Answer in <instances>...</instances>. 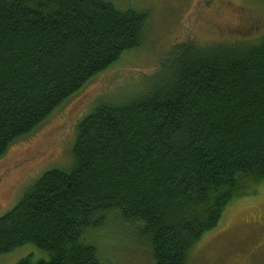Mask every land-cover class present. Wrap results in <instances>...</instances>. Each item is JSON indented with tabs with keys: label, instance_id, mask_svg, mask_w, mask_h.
Masks as SVG:
<instances>
[{
	"label": "trees",
	"instance_id": "1",
	"mask_svg": "<svg viewBox=\"0 0 264 264\" xmlns=\"http://www.w3.org/2000/svg\"><path fill=\"white\" fill-rule=\"evenodd\" d=\"M148 19L107 0H0V157L139 49ZM257 40L176 43L139 94L93 106L76 125L72 167L44 172L0 216V255L32 244L48 257L14 264H100L86 234L115 214L154 264H187L227 205L264 182Z\"/></svg>",
	"mask_w": 264,
	"mask_h": 264
},
{
	"label": "rangeland",
	"instance_id": "2",
	"mask_svg": "<svg viewBox=\"0 0 264 264\" xmlns=\"http://www.w3.org/2000/svg\"><path fill=\"white\" fill-rule=\"evenodd\" d=\"M107 1L121 10L149 13L143 44L90 79L0 157V216L12 209L44 172L69 170L77 123L101 102L118 103L144 90L174 44H255L264 36V3L258 0ZM263 219L264 182L227 205L218 225L192 247L187 264H240L242 256L255 251ZM86 239L97 248L100 264H154L145 238L115 214H108L98 230L87 232ZM25 257L37 261L48 255L26 244L1 254L0 264H14ZM254 264H264V251Z\"/></svg>",
	"mask_w": 264,
	"mask_h": 264
},
{
	"label": "flooded vegetation",
	"instance_id": "3",
	"mask_svg": "<svg viewBox=\"0 0 264 264\" xmlns=\"http://www.w3.org/2000/svg\"><path fill=\"white\" fill-rule=\"evenodd\" d=\"M262 232H261V236L259 237V243L258 245H256L255 247V251L248 255H244L242 256V261H240V264H254L255 261L257 260L259 253L264 251V219L262 220Z\"/></svg>",
	"mask_w": 264,
	"mask_h": 264
}]
</instances>
